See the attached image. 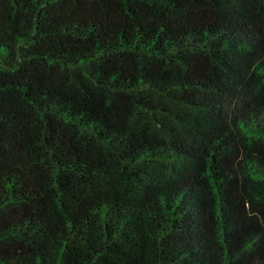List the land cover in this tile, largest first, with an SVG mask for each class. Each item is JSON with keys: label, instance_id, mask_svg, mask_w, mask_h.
<instances>
[{"label": "trees", "instance_id": "16d2710c", "mask_svg": "<svg viewBox=\"0 0 264 264\" xmlns=\"http://www.w3.org/2000/svg\"><path fill=\"white\" fill-rule=\"evenodd\" d=\"M0 264H264V0H0Z\"/></svg>", "mask_w": 264, "mask_h": 264}]
</instances>
